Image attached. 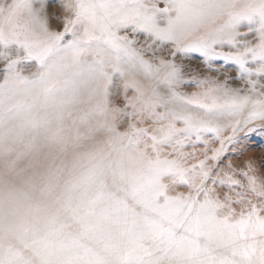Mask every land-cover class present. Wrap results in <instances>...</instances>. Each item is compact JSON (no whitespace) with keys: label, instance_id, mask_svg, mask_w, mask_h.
Here are the masks:
<instances>
[{"label":"snow or ice","instance_id":"obj_1","mask_svg":"<svg viewBox=\"0 0 264 264\" xmlns=\"http://www.w3.org/2000/svg\"><path fill=\"white\" fill-rule=\"evenodd\" d=\"M254 135L264 0H0V264H264Z\"/></svg>","mask_w":264,"mask_h":264},{"label":"rangeland","instance_id":"obj_2","mask_svg":"<svg viewBox=\"0 0 264 264\" xmlns=\"http://www.w3.org/2000/svg\"><path fill=\"white\" fill-rule=\"evenodd\" d=\"M231 76H234L236 73L235 71H229L228 73ZM238 84L241 82H237ZM193 88L184 89V91H192ZM250 143L252 145L251 150L246 151L243 156L239 157L238 161H243L251 158L259 159L260 157L264 156V137L260 135H254L250 138ZM264 175V173H261Z\"/></svg>","mask_w":264,"mask_h":264},{"label":"bare ground","instance_id":"obj_3","mask_svg":"<svg viewBox=\"0 0 264 264\" xmlns=\"http://www.w3.org/2000/svg\"><path fill=\"white\" fill-rule=\"evenodd\" d=\"M196 89L195 88H193V90L192 91H195Z\"/></svg>","mask_w":264,"mask_h":264}]
</instances>
